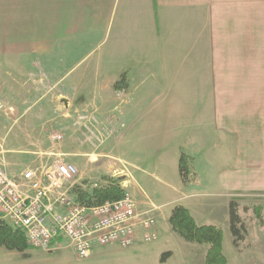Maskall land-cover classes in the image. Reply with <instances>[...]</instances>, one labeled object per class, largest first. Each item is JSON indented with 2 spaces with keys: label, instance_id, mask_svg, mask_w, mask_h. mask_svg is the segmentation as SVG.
I'll list each match as a JSON object with an SVG mask.
<instances>
[{
  "label": "crops",
  "instance_id": "0c3cea01",
  "mask_svg": "<svg viewBox=\"0 0 264 264\" xmlns=\"http://www.w3.org/2000/svg\"><path fill=\"white\" fill-rule=\"evenodd\" d=\"M0 79L6 80L0 113L18 117L14 124L29 115L21 106L32 94L51 100L66 122L62 134L72 152L47 133L49 121L24 124L25 131L31 124L39 133L35 149L19 152L35 159L28 167H38L44 155L53 162L59 156L73 165L79 158L92 164L98 156L83 151L92 141L81 139L83 122L89 128L90 119L96 124L100 116L109 126L116 110L122 117H142L151 143L140 163L150 165L154 178L172 172L181 180L171 187L178 203L167 213L163 206L159 224L172 231L173 209L185 207L195 221L200 217L222 229L228 264H264V226H249L246 240L235 247L229 217L235 196L264 194V92L248 90L264 85V0H0ZM164 84L172 103L159 108ZM190 84L193 92L184 93L182 86ZM188 101L210 103L206 109L181 108ZM5 102H16L11 112H3ZM171 117L186 119L175 126ZM182 155L188 158L187 183L179 170ZM86 164L78 182L106 176L121 181L125 192L130 183L137 185L128 172L113 167L88 178ZM142 195L131 196L148 209L151 200ZM192 249L185 253L189 260ZM32 255L20 257L22 264H35L29 263L36 261Z\"/></svg>",
  "mask_w": 264,
  "mask_h": 264
},
{
  "label": "rangeland",
  "instance_id": "374dc122",
  "mask_svg": "<svg viewBox=\"0 0 264 264\" xmlns=\"http://www.w3.org/2000/svg\"><path fill=\"white\" fill-rule=\"evenodd\" d=\"M255 39L257 38L255 37ZM5 84L6 80L0 79V90L3 89V85ZM22 86L26 89L31 88V85L24 84ZM22 86L11 85L10 87L20 88ZM176 88H179V86ZM182 88L183 92L185 89V92L188 94L193 92L194 86L190 84L184 85ZM211 88V85H206L207 94L211 92ZM88 89L93 91L94 86L90 85L88 86ZM159 90V100L156 102L159 105V108H162L166 104H171L172 102L167 100L169 99L168 94L171 92L170 86L164 84V86L160 87ZM248 90L254 92H264V85H255L254 87L252 86V88L249 87ZM175 91H177V89ZM38 97H40V95L32 94L31 98L21 106L29 108L27 112L29 115L21 118V123H13L19 119L16 116L7 117L0 113V128L7 125L6 129L1 130L2 132H0V145L3 147V149L0 147V151L3 152L2 157L5 160L6 170L9 175L19 176L24 170L28 168H35L28 167L32 161H35V159H31V156L19 153L25 149H35L33 148L32 143H37L36 141L39 133L36 132L37 127H32L31 124L36 126L42 120L47 122L49 121L51 125L48 128L49 130L47 133L50 136L56 134L63 136L62 133L66 134V132L62 129L66 123L64 121L65 119L61 116L60 112L52 110L54 108L52 101L47 100L46 98L38 100ZM12 103L13 102H5L6 106L5 111H3L4 113L11 112L10 110L8 111V107H10ZM177 103V101H174L173 105L176 106ZM209 103V101H206L203 105H200L199 102L188 101L184 102L181 108L206 109V107H209ZM13 104H16V102ZM115 105L117 104H113V106ZM109 117L115 119L109 126L108 120L105 122V119L100 116L97 118L99 122L96 124L92 123L93 120L90 119L89 128L87 126V121L83 122L84 131L81 135V139L84 140L88 136L92 138V141H90L88 145L83 148V151H93L98 156L97 160L92 164L87 163V159L81 158L72 159V161L78 170L82 165L87 163L86 165L88 166V169L91 170V173L87 175L88 178H96L97 174L106 171L109 167L117 168L119 170L123 169L128 172L127 179L130 180L131 177L134 178L138 185L130 183L131 185L128 188V192L133 197L138 193L140 195L138 198H143L142 193H145L150 198L151 204L153 203L154 205L162 208L165 206L164 212L167 213L171 205L178 203L176 193L171 187H175L180 184L181 180L179 175L177 173L168 172L167 178H154L151 176L150 165L144 166L140 163L143 162L142 159L143 153L146 151L145 148L151 143L149 133H144L143 131L144 118L136 116L122 117L118 110L110 112ZM107 118L108 117H106V119ZM184 119L186 118L171 117L170 121L172 125L181 126L184 123ZM26 123H31L30 125H27L29 132L24 130V124ZM45 135L46 139L49 140L46 133ZM60 144L65 152L73 151L69 148L70 143L68 142L67 137L64 138ZM41 147L42 150H46L47 152L52 151L44 145ZM14 150H17L18 152ZM25 156L27 157L24 158ZM44 156V158H41L38 164L39 166H48L53 162L50 160L52 157H46V155ZM140 168L144 169L146 173L139 174L137 169ZM109 180H114L120 186L122 185L121 181L110 179V177L106 176L97 180H86L78 183L84 185L98 183L99 186L104 187L108 184L105 182H109ZM234 199L240 206V216L245 221L246 225L248 227L256 225L255 223L258 221L256 220L255 211L264 208V194L244 193L235 196ZM196 223L198 226L211 225L200 217L196 218ZM165 228V224L160 222L159 238L156 242L148 244L139 243L137 248L134 250H126L118 246L98 247L93 249L91 258L86 260H80L74 251L68 247L69 245L66 241L62 243L61 249H57L51 254H48L47 252H38L32 249L26 252V255L30 257L33 254L36 257V261L33 260L29 263L35 264H204L208 246L186 242L174 232ZM257 239H260V236ZM191 246L195 248L192 249L193 260H189L185 256L186 250L191 248ZM168 252L173 254L165 262H162L161 259L163 254ZM226 254L230 259H232L231 246L226 247ZM20 257L25 258L23 254L11 252L3 247H0V264H22Z\"/></svg>",
  "mask_w": 264,
  "mask_h": 264
},
{
  "label": "built area",
  "instance_id": "2783aa9c",
  "mask_svg": "<svg viewBox=\"0 0 264 264\" xmlns=\"http://www.w3.org/2000/svg\"><path fill=\"white\" fill-rule=\"evenodd\" d=\"M52 139L61 142L64 136L56 134ZM2 153L0 224L24 231L33 250L50 252L66 241L80 260H86L98 247L129 249L138 240L146 244L158 240L162 207L150 204L141 209L128 192L119 200L87 205L76 189L88 192L103 186L79 184L75 165L58 156L48 166L14 176L8 174Z\"/></svg>",
  "mask_w": 264,
  "mask_h": 264
},
{
  "label": "trees",
  "instance_id": "16d2710c",
  "mask_svg": "<svg viewBox=\"0 0 264 264\" xmlns=\"http://www.w3.org/2000/svg\"><path fill=\"white\" fill-rule=\"evenodd\" d=\"M188 158L182 155L179 161V170L184 182H187ZM80 200L87 205H96L106 201L119 200L124 196L125 191L114 180H109L104 187L93 189L88 192L76 189ZM230 230L233 236V244L238 247L248 236V226L240 216V206L233 198L230 202ZM256 220L264 226V208L255 211ZM169 224L172 231L186 242L208 246L205 257V264H228L224 254L223 242L224 233L222 229L214 225L198 226L191 212L185 207H175L170 215ZM0 247L11 252L29 256L26 252L32 250L28 244L25 232L14 229L7 224H0ZM171 252L165 253L161 261L165 262L171 257Z\"/></svg>",
  "mask_w": 264,
  "mask_h": 264
}]
</instances>
